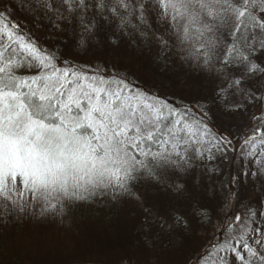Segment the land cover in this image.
<instances>
[{
  "label": "snow or ice",
  "instance_id": "snow-or-ice-1",
  "mask_svg": "<svg viewBox=\"0 0 264 264\" xmlns=\"http://www.w3.org/2000/svg\"><path fill=\"white\" fill-rule=\"evenodd\" d=\"M10 3L35 24L67 35L73 58L42 46L13 18L9 0H0V256L4 239H16L17 226L49 217L63 223L74 207L100 202L142 208L143 249L159 240L161 254L176 251L189 220L178 213L152 216L141 187L163 185L186 196L183 178L203 186L205 174L211 180L224 162L238 159V174L220 182L226 210V223L215 229L220 239L197 264H264V83L258 84L264 81V0ZM101 21L111 25L106 40ZM69 24L78 30L68 34ZM124 36L154 43L165 63L209 79L211 102L169 100L118 65L76 59L94 41L119 50ZM214 107L225 114L258 111L236 138L212 127ZM249 177L262 194L244 203L239 186ZM196 214L212 222L206 206ZM120 264L140 261L123 255Z\"/></svg>",
  "mask_w": 264,
  "mask_h": 264
},
{
  "label": "rangeland",
  "instance_id": "rangeland-1",
  "mask_svg": "<svg viewBox=\"0 0 264 264\" xmlns=\"http://www.w3.org/2000/svg\"><path fill=\"white\" fill-rule=\"evenodd\" d=\"M21 3V0H17V4ZM9 4L14 9V19L20 21L22 24H27L28 29L31 33L38 38L42 46L51 47L56 46L65 55V58L71 57V49L68 47L67 35L61 33H55L52 30L41 27L35 24L30 16L26 14L23 8L17 7L15 4ZM99 19V16H97ZM78 26L75 24L67 25V33L71 34L72 30ZM111 32V25L101 21L100 26V37L106 40L107 36ZM145 42L139 36H124L121 38V45L119 50H113L107 47H97L96 42H93L92 47L89 49L86 56L81 55L76 57L80 62H90L92 64H98L100 59L108 61L110 65H118L119 70H129L130 76L134 77L137 82L149 89L150 91L159 92L161 96H166L169 99L182 100L184 103H192L193 97H206L211 102L212 92L214 85L209 79L203 76H197L192 73L191 70L183 68L179 63H165V65L171 68L170 74H161L163 67V59H156L159 56V49L156 45L147 43L149 50H143L142 46H146ZM141 51H138V48ZM140 55V58L138 55ZM148 54L152 58V62L149 63L147 60ZM261 59H264L262 57ZM163 63L156 67V63ZM153 67H156L153 72ZM176 73H179L175 75ZM123 72V71H122ZM169 75V77H168ZM171 77V78H170ZM263 81L258 82L262 83ZM253 113L258 111V108H250L247 112L225 114L219 107L213 108V127L220 134H231L237 131L238 133L244 130L247 125L251 122V116ZM242 115V118L240 117ZM227 116H233L228 118ZM218 122H220L219 125ZM231 131H230V130ZM233 136V135H232ZM240 135L234 136L239 138ZM231 155V154H230ZM219 163V162H218ZM240 163L239 160H233L231 163L224 162L222 164V172L219 176H213L211 180L208 179L207 175L204 177L203 186H194L190 178H183V182L188 186V193L186 194L185 205L189 206L182 207L180 199L182 196L177 195L175 192L169 191L164 186H153L151 184L143 185V188L148 189L150 192L149 198L144 197V208H150L154 216H169L172 213H178L184 216L186 219L193 222L191 232L188 237L183 236L184 245L182 248L176 250V254L170 257L171 263L180 264L182 258L186 259L188 263L193 257L192 253L203 252L209 245L219 240L215 229L226 223L223 220L224 212L226 210L221 209L223 203V192L220 187L221 181H228L232 175H236L239 172ZM176 180L175 177L172 178ZM176 182H181L177 180ZM256 191L253 194L255 199L256 195L262 194L260 183H256ZM211 191L216 193L213 198L210 195ZM185 197V196H184ZM194 199V200H193ZM200 206H208L212 211L213 219L219 217V220L214 224H206V229L200 223L202 220L196 213L199 211ZM110 208L113 211L121 213L120 217L122 220L133 224L135 218L142 216L143 209L138 206L118 204L113 206L110 204ZM85 211L84 216L89 218L90 215H94L95 211L101 212V217L107 216L104 211L107 208L102 207L99 203L84 204L78 207H74L71 212L64 218V222L61 223L59 218L49 217L46 220L37 222L29 220L23 226H17L14 229L16 234L15 240L4 239L2 247L6 249L3 256H0V264H61V259L68 258L73 253V245L78 241V225H82L81 221L78 220L82 215L81 210ZM207 209V208H206ZM221 210V211H220ZM239 210V208L233 211ZM215 211V212H213ZM217 212V213H216ZM223 212V213H222ZM218 216H216L215 214ZM220 213L222 215H220ZM96 216V214H95ZM222 220H221V219ZM84 220L83 218H81ZM195 221V222H194ZM191 223V222H190ZM68 261V259H66ZM66 260H64L66 262ZM179 261V262H178ZM65 264H70L66 262ZM97 264H107L104 261Z\"/></svg>",
  "mask_w": 264,
  "mask_h": 264
},
{
  "label": "trees",
  "instance_id": "trees-1",
  "mask_svg": "<svg viewBox=\"0 0 264 264\" xmlns=\"http://www.w3.org/2000/svg\"><path fill=\"white\" fill-rule=\"evenodd\" d=\"M145 45L146 46H142V49L145 51L149 50V47L147 48V43H145ZM138 51H141V48H138ZM136 55L139 56L137 57L139 59L140 55L139 54H136ZM156 59L157 60L160 59L159 56H156ZM147 60L149 63L152 62V58L150 57L149 54H148ZM100 61H104L107 64H109L108 61L106 60L100 59ZM155 63H156V67L164 63L163 64L164 69L161 71V74L171 73L170 72L171 68H169L168 65L167 66L165 65V61L160 64L159 62H155ZM156 67H153L151 72H153ZM122 71L127 72L129 75H131L129 70H122ZM159 73L160 72L158 70L156 74H159ZM174 73L175 75L179 74V73H176L175 71ZM262 83H264V81ZM212 95H213V92H212ZM169 100H174V99H169ZM253 111L254 110H252V113ZM227 117L231 118L233 116H227ZM240 117L242 118V115H240ZM219 124L220 122H218L217 125ZM212 127H215L214 123H212ZM234 130L235 129H233L232 131L230 130L233 136L240 135V132L239 133L237 131L233 132ZM256 187L257 185L256 184L255 186L253 185V178L251 177H249L244 183H242L239 186L240 197L244 203H248L249 200L256 201L257 198L255 199V197L253 196V194L256 191L255 190ZM141 191L143 193V197L149 198L150 192L148 191V189L141 187ZM186 197L187 196L185 197L182 196V198L180 199V203L182 207L189 206L190 202L188 200H190V198L187 199L188 204L185 205L186 201H184V199H186ZM256 197L258 196L256 195ZM100 204L102 205V207L107 208L104 210L107 214L105 218L101 217V212L99 211H95L96 216L94 214V215H90L89 218H87L84 216V213H85L84 209L81 210L80 214L82 216L79 217L78 220L81 221L82 225L81 224L78 225L79 228H78V233H77L78 241L81 242V244L75 242V244L72 247L74 251L71 257L69 255L68 258L64 259V260L68 259V261L66 260V262L70 264H97L99 262L104 261L107 264H120L121 256L135 255L137 260L140 261V264H148V262H151V264H156V261L158 258L160 261L164 262V264H173L170 262L169 259L170 257H172V255H174V253L176 254V251H166L164 252V254H161V245H160L159 240L155 241V244L151 249L147 251L143 249L142 244H141V224L143 223V220H144V215H145L144 212L142 216L135 218L133 224H131V223H128L122 220V218L120 217L121 213L118 211H113L114 209L110 208V204L105 203V202H100ZM206 208L211 217V221H212L211 223L215 224L219 220L220 216L214 213L218 217L213 219L214 216L211 213L212 211H210L212 209H210L208 206ZM237 208H239V206ZM165 215L166 214H163L162 212L161 216H165ZM220 215L222 214L220 213ZM152 216H154L153 213H152ZM81 218H83L84 220H82ZM201 220L202 221L200 223L206 229L205 225L209 223L203 220L202 218ZM189 222H191L190 230L187 232H182L181 233L182 236L188 237L189 233L191 232L193 222L191 220H189ZM215 236L219 237L218 235H215ZM185 240L186 239H184V241ZM203 252L192 253L194 258H192L188 263H186L185 258H182L180 264H197V258ZM64 260L63 259L60 260V262L63 261L61 264L66 263ZM174 264H177V263H174Z\"/></svg>",
  "mask_w": 264,
  "mask_h": 264
}]
</instances>
